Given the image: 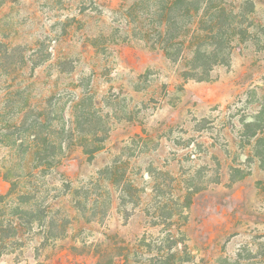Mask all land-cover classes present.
I'll use <instances>...</instances> for the list:
<instances>
[{
    "label": "rangeland",
    "instance_id": "rangeland-1",
    "mask_svg": "<svg viewBox=\"0 0 264 264\" xmlns=\"http://www.w3.org/2000/svg\"><path fill=\"white\" fill-rule=\"evenodd\" d=\"M159 1L0 0V195L3 174L20 175L46 217L30 230L14 220L0 264H264V163L245 125L264 102V52L241 44L210 80H185L154 44ZM253 2L264 23V0ZM82 97L107 131L91 163L70 141ZM64 103L61 163L34 160ZM112 165L133 188L125 204ZM52 217L60 239L46 238Z\"/></svg>",
    "mask_w": 264,
    "mask_h": 264
},
{
    "label": "trees",
    "instance_id": "trees-1",
    "mask_svg": "<svg viewBox=\"0 0 264 264\" xmlns=\"http://www.w3.org/2000/svg\"><path fill=\"white\" fill-rule=\"evenodd\" d=\"M159 5L157 11L162 21L154 30V44L163 51L170 62L184 63L186 68L182 70L181 76L185 80L191 79L198 82L210 80V74L215 67L230 65L233 50L241 44H257L259 51L264 52V23L259 20L258 24L255 20L253 0H160ZM22 61L23 64H26L24 58ZM85 102V98L82 97L73 104L76 138L70 141H76L86 161L91 163L102 151L107 131L104 132V137L103 134L100 135L103 131L100 128V121ZM65 105L64 103L60 107L57 106L55 122L50 126L54 130H51L49 137L40 140L33 138L40 141L35 142L34 160L38 161L44 158V152L48 151L49 158L54 165L61 163ZM245 125L254 127V130L259 133L254 134L252 146L255 155L259 156L261 162L264 163V102L261 104L257 116L246 122ZM117 170V167L112 165L106 167L104 173L110 184L125 187L123 189L121 187L120 195L121 201L125 204V196H128L127 193L132 186L128 182H124L125 185L119 184L116 177ZM9 173L3 174L11 186L6 194L0 195V207H10L9 215L12 220H9L8 228L6 226L4 228L5 210L0 212V257L9 251V247L13 250L11 245L19 237L18 227L20 226L14 220L23 221L22 225H26L30 230L34 225L44 224L46 219L43 212L34 204L35 197L30 192L31 190L21 189V176L16 175L12 179L9 178ZM70 190L71 187H69ZM71 192L75 197L80 195L88 197L87 192H84L82 188H74ZM12 197H16L15 201H12ZM8 199L10 202L5 204L4 202ZM157 203L156 210L166 209L162 201ZM170 215L172 216L171 213ZM48 219L49 232L46 238L56 240L64 237L65 228L57 230L58 220L54 217ZM244 259L239 254V258L232 264H252L249 260Z\"/></svg>",
    "mask_w": 264,
    "mask_h": 264
}]
</instances>
